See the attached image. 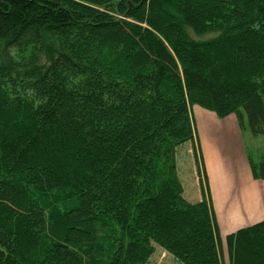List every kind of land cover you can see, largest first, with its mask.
I'll use <instances>...</instances> for the list:
<instances>
[{
	"label": "trees",
	"instance_id": "trees-1",
	"mask_svg": "<svg viewBox=\"0 0 264 264\" xmlns=\"http://www.w3.org/2000/svg\"><path fill=\"white\" fill-rule=\"evenodd\" d=\"M192 106L264 135V0H0V264H222ZM225 244L264 264V220Z\"/></svg>",
	"mask_w": 264,
	"mask_h": 264
},
{
	"label": "crops",
	"instance_id": "crops-1",
	"mask_svg": "<svg viewBox=\"0 0 264 264\" xmlns=\"http://www.w3.org/2000/svg\"><path fill=\"white\" fill-rule=\"evenodd\" d=\"M195 119V136L206 173V181L201 184L208 191L224 264L228 259L224 258V238L264 220V180L253 178L247 156L250 150L264 146H247V131L239 129L233 114L219 120L214 113L197 107ZM249 136L253 145L256 139L264 137Z\"/></svg>",
	"mask_w": 264,
	"mask_h": 264
},
{
	"label": "rangeland",
	"instance_id": "rangeland-1",
	"mask_svg": "<svg viewBox=\"0 0 264 264\" xmlns=\"http://www.w3.org/2000/svg\"><path fill=\"white\" fill-rule=\"evenodd\" d=\"M197 107L202 109V110H205L199 106H192L191 107L190 112H191V118L193 120L194 129L196 126L195 112H197ZM193 108H195V110ZM205 111L211 112L209 110H205ZM211 113H213V112H211ZM219 120H221V119H219ZM250 134L251 133L248 129L246 134H245L247 137L244 136L247 138V143H249V144H247V146H251V147L264 146V137L256 139L254 141V142H256V145H253L251 143V141H253V140L249 136ZM198 143H199V141H198ZM175 161H176L178 176H179L180 180L183 182V191L185 193V198L191 203L198 202L199 200L202 199V196L200 194L201 190H200L199 183H201V181H204V180L206 181V173H205V169H204V164L202 163V165L200 166V168L202 170L198 171L199 170V163L196 164L194 161V156H193V152H192V148H191L190 143H185V144H182L179 147H177L176 154H175ZM207 194H208V192H207ZM222 247L224 249L225 245H223ZM224 250L227 251L226 248ZM226 256H228V252H227V254H225V252H224V258L225 259L228 258ZM147 264H179V262L176 261L171 255L167 254L166 251H163L160 248H156L155 253L152 256V260L150 262H148ZM224 264H229L228 259L225 260Z\"/></svg>",
	"mask_w": 264,
	"mask_h": 264
}]
</instances>
